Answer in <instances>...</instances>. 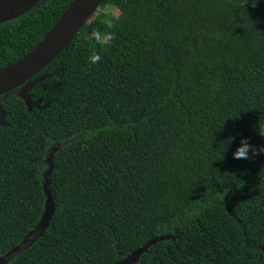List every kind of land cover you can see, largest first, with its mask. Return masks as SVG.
<instances>
[{"label": "trees", "instance_id": "trees-1", "mask_svg": "<svg viewBox=\"0 0 264 264\" xmlns=\"http://www.w3.org/2000/svg\"><path fill=\"white\" fill-rule=\"evenodd\" d=\"M73 1L0 24V71ZM44 75L39 108L0 97V257L40 223L52 155L50 226L9 264H117L161 237L135 264H264V153L233 157L264 145V0H105Z\"/></svg>", "mask_w": 264, "mask_h": 264}, {"label": "water", "instance_id": "water-1", "mask_svg": "<svg viewBox=\"0 0 264 264\" xmlns=\"http://www.w3.org/2000/svg\"><path fill=\"white\" fill-rule=\"evenodd\" d=\"M39 0H0V24L19 18L29 12ZM105 0H74L63 14L53 30L45 37L30 54L14 65L0 71V97L18 88H23L19 96L25 102L28 111L39 108L40 103L34 102L31 90L48 78L44 75L32 80L37 74L50 65L74 40L78 32L93 17ZM5 113L0 103V127L5 125ZM53 163L44 175V191L46 194L45 212L38 226L31 231L23 242L8 254L0 257V264H9L16 256L28 251L40 240L50 226L55 213V203L51 191ZM165 238L151 240L146 246L137 250L117 264H135L149 248Z\"/></svg>", "mask_w": 264, "mask_h": 264}, {"label": "clouds", "instance_id": "clouds-1", "mask_svg": "<svg viewBox=\"0 0 264 264\" xmlns=\"http://www.w3.org/2000/svg\"><path fill=\"white\" fill-rule=\"evenodd\" d=\"M114 22H115L114 18L110 16H105V18L102 21V23L105 25V30L101 31V30L94 29L93 31H91L90 34L88 33L84 36V40L88 44L87 60L90 64L95 65L101 60L100 51L97 46L105 45L106 41L110 42L114 38L115 33L110 31V29H112L114 26ZM257 132L259 135L264 136V131H260L258 129V126H257ZM250 150L252 154L264 153V145L256 147V146L251 145L248 142L247 138H241L240 144L238 145L236 150L233 152V157L234 158H249Z\"/></svg>", "mask_w": 264, "mask_h": 264}, {"label": "rangeland", "instance_id": "rangeland-1", "mask_svg": "<svg viewBox=\"0 0 264 264\" xmlns=\"http://www.w3.org/2000/svg\"><path fill=\"white\" fill-rule=\"evenodd\" d=\"M107 11H109L111 14L117 16L119 14V11L117 9H107ZM52 155H50V158L48 159V162H52ZM53 163V162H52Z\"/></svg>", "mask_w": 264, "mask_h": 264}]
</instances>
